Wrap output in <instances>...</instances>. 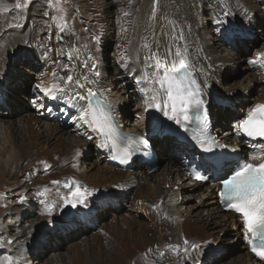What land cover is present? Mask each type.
<instances>
[{
	"label": "bare ground",
	"instance_id": "obj_1",
	"mask_svg": "<svg viewBox=\"0 0 264 264\" xmlns=\"http://www.w3.org/2000/svg\"><path fill=\"white\" fill-rule=\"evenodd\" d=\"M70 1L77 8L72 10L68 29L64 32L51 27L50 22L49 25L44 23L38 17L40 0H34L31 4L32 8L29 6V12L25 14L26 22L29 23L28 28L25 29L26 33L21 35V32H19L20 34L17 32L18 28H14L12 35L10 31L0 35V123L8 114V108L10 112L15 111L17 106L23 107L24 105L22 100L20 103L18 102L20 99L18 100L17 97H20V92H27L29 84L23 77V70L19 69L18 64L25 61L27 56H31L33 58L27 60L29 67H37L38 64H42L40 65L42 68L40 74L38 72L37 76L30 74L29 78L34 80V83L30 85L31 89L35 88L33 92L41 93L44 96L36 88L37 84L47 87L54 81L60 83L65 88V93H58L57 99L64 101L65 109L69 107L73 111V118L76 119L74 128L78 135H71L74 130L69 126L60 125V127L57 124H45L44 131H39V128L30 127L31 130L24 128L29 124L36 126L33 121L35 119H32L35 115L29 111V107L24 112L25 121H22V117L19 118V123L22 125L15 134L18 137L21 136V140L26 141L23 145L15 144V141L13 142L15 134H13L10 142L11 149L3 161L1 160L4 170H0V174L2 176L5 173L8 174L7 166L14 174H9V176H13L15 179L20 171L22 172L21 176L20 174L18 176V182H23L27 201L30 202L31 197L38 203V211L32 204L21 211L24 212L23 218L26 223H29L28 226L36 224L29 234L41 229L45 236L50 235L46 236V240L43 235L42 239L32 238L30 243L25 244V248L20 246L17 250H24L29 264H33V260H37L39 257L43 258L42 251L52 242L59 245L54 246L55 248L61 247V244H57V241H54L55 237H51V235L61 234L64 238H69L75 237L77 233L82 234L92 230L95 234L92 242L88 245V250H86L88 252L86 264H184L191 260H196V264H205L209 260L205 245L207 240L213 238L217 240L215 229L221 226L218 223L219 218L222 223L224 222L233 229L239 240L243 241L240 237L241 232L244 238L240 217L231 212L220 210L217 205L215 192L219 187L218 183L213 180L204 184L191 180L187 184L183 183L185 173H183L184 167L180 164L179 158L186 152L185 146L177 145L174 153H170L169 145H162L163 151L158 153L159 163L153 173L148 174V166L136 162H132L129 169H118L111 165L105 154L103 155L102 148L98 146V138L91 136L89 139L90 133L86 137L79 136L82 130L89 126L78 121L80 106L84 105H78L75 101H71V96L80 91L87 92L88 88L94 91L100 86L105 90L103 95L115 106L117 114L120 113L118 116H120L121 122L127 123L131 115V111L127 109L131 94L130 92L119 94L111 90V87H115V84L117 87L119 84L114 73H111L110 76L108 71L103 70L104 61L111 58L106 69L112 71V67H120L123 70V76L128 80H133L138 89L148 87L144 83L137 85L133 78L142 75L145 71L151 76L153 71L146 67L144 56L149 53L147 49L143 48V45L149 44L153 51L156 50V45H159L160 51L163 52L164 46L169 43L168 34L177 37L182 35L183 39L177 40L176 46L188 50L189 60L194 66L193 77L201 87L204 105L208 113L216 119L215 126H213L215 132L228 134L229 137L224 141H230L233 147L240 146V140L233 125L237 128L243 118V110L248 111L264 102V65L250 63L257 59L261 53H264V50L257 47L251 60L244 61L245 59L242 57L243 51H249L247 50L249 46L246 45L243 38L246 34L253 33L256 38L253 40V44L254 41L261 38L263 41H260L264 42V19L261 17L264 8L263 0L261 2L259 0L258 2L257 0H158V3L156 0ZM204 7H206V11L203 10ZM154 8L156 9L155 18H153ZM124 13L129 14L126 16ZM169 21L172 23L170 24ZM256 26L255 36L253 31ZM162 33L166 34L162 35ZM95 35L101 36V42L98 45L93 39ZM211 41H213L212 44ZM223 43L231 44L233 49L227 51L224 47L221 48ZM110 44L112 46L109 47ZM253 44L250 47L255 48L256 44ZM25 45L30 52L20 53L21 48ZM72 48H78L79 54L78 58L74 57L69 60L67 53ZM90 56L93 59H89ZM261 59L264 60V57ZM85 61L88 63L87 68L84 67ZM122 63H126V67H121ZM65 65L68 67L65 68ZM93 65L95 66L94 70ZM230 65H234V67H229ZM235 69H242L237 73V75H242L241 80L235 81V83L226 82L225 87L232 91L242 87L246 89L244 91L234 90V93H226V95L220 92L217 95L216 90L221 91L222 89L220 81ZM69 70L74 77L87 75L89 80L97 79L95 71L100 73L106 71L107 76L105 77H111L113 81L110 82L100 76L98 83L86 84L83 89L77 88L75 85H64L61 78H66ZM53 73L56 74L55 77ZM17 74H21L23 79L20 80V77L16 76ZM22 84L24 86L21 87ZM157 87L153 85L154 89ZM139 95L142 103L137 102L136 109L140 108L142 112H145V115L142 121L135 126L132 125L131 128L135 132H138V128L146 132L151 125V119L155 120L159 114L155 107L148 106L144 95L141 93ZM46 98L50 99V97ZM224 100L233 101L230 110L222 106L225 104L222 103ZM5 103L8 108L4 106ZM50 107L55 113H59L54 103ZM27 118L30 123L27 122ZM228 118L231 120L229 121ZM227 121L232 129H221L222 124L225 122L226 126ZM233 122L234 124H232ZM1 124L3 125V123ZM0 127L2 126L0 125ZM6 130L7 132L14 130V124L11 123L6 127ZM26 133L29 136H25ZM162 141L168 142L167 138H163ZM175 142L173 141V143ZM51 145L55 148H52ZM93 154L98 156L94 157ZM225 171L223 170L222 173ZM12 180L6 178L7 182H12ZM52 181H59V183L53 184ZM71 181L78 182L91 193L86 196L83 204L78 203L76 207L64 202V198L69 196L71 189L75 187L74 184H70ZM65 185H69V187ZM104 186H112V189ZM194 193H199L201 200L199 199L196 204L186 206L189 207V211L184 207V203ZM120 196L124 198L119 200L118 204L117 198ZM202 198L205 200L203 201ZM201 201H203L204 222L193 218L195 213L198 217L197 215L201 211L197 210ZM126 205L134 213L133 215H129V210L124 208ZM156 205H159V208L155 207ZM49 206L52 207L51 214H48L47 211ZM110 207L114 213L120 212L117 213V216L114 214L116 218L109 222L106 221L107 218L106 220L103 218L104 221L99 220L101 225L94 223L93 226H89L87 224V221H98L96 219L98 216L104 217ZM30 214L34 216L45 214V218L33 217L34 220H32ZM137 215H144V219L135 221L134 216ZM27 217L29 218L27 219ZM201 217L203 216L201 215ZM120 218L121 220H118ZM80 221L85 222L84 226L75 225ZM211 224L214 225L211 226ZM67 225L73 227L72 231ZM94 225L96 226L94 227ZM226 225L224 226L227 228ZM225 227L221 226L222 229ZM58 229L62 230L58 231ZM185 239L190 242L189 245L183 243ZM4 240H6V236H2L0 239L2 242ZM24 240L26 242V239ZM18 241L21 240L18 239ZM61 241H63L62 238ZM245 242L247 244L246 240ZM5 243H8V240ZM192 244L198 245V247L192 248ZM79 246L78 243L74 244L72 246L74 249H72L75 251L70 252L66 258H60L59 261L69 264H84L85 260H82ZM185 248H188L187 253L184 252ZM17 253L24 252L18 251ZM245 253L248 264H264L248 251ZM51 255L59 254L57 251ZM49 260L50 258L44 264H49ZM215 260L217 261V259ZM16 264H25L24 256L20 262L16 261Z\"/></svg>",
	"mask_w": 264,
	"mask_h": 264
},
{
	"label": "snow or ice",
	"instance_id": "obj_2",
	"mask_svg": "<svg viewBox=\"0 0 264 264\" xmlns=\"http://www.w3.org/2000/svg\"><path fill=\"white\" fill-rule=\"evenodd\" d=\"M59 2L60 0H55V4H53V0H49V5L58 6ZM156 2L158 3V0ZM23 6H27V0ZM21 7L22 5L17 2L16 8ZM155 12L156 9L154 8L153 18H155ZM128 14L124 13L126 16ZM53 19L56 20L57 18L53 17ZM169 23L172 22L169 21ZM57 27L61 32L68 29L67 21L63 16L59 17ZM164 34L166 33H162V35ZM168 35L169 43L164 46L163 52L160 51L159 45H156L155 51L149 44L143 45V48L147 49L149 53L144 56L146 67L153 71L151 76L145 71L142 75L133 78L137 85L142 83L148 85V87H140L139 91L146 97L145 102L149 107H155L158 111H162L169 120L181 127H184L186 123L198 121V131L193 134L192 138L204 151H211L212 145L216 142L208 135V113L207 110L203 109L205 102L201 97V87L193 77L192 69L194 66L189 60L187 48L176 46V41L182 40L183 36ZM93 39L97 45L100 44V35H95ZM78 54L79 49L72 48L67 53L68 59L78 58ZM261 57H264V53H261L257 59L250 61V63L264 65V60ZM89 59H93V57L90 56ZM67 67L65 65V68ZM84 67H88L87 61L84 62ZM92 67L94 70L95 66ZM121 67H126V63H122ZM94 74L97 79L89 80L87 75L74 77L69 70L66 78L61 79H63L64 85H75L77 88L83 89L86 84L98 83L101 73L95 71ZM53 76L55 77L56 74L53 73ZM153 85L158 87L154 89ZM36 88L45 97L52 99H56L58 93H65V88L55 81L47 87L37 84ZM150 93L151 95H149ZM76 96L80 100L86 101V105L80 106L78 121H82L100 134L102 142L98 145L99 147L112 149L116 153L114 159H119L121 163H127L132 155L131 146L135 141L131 136L122 137L118 134L111 105L106 99L101 98L103 93L94 92L88 88L86 96L80 95V93H76ZM190 112L194 115H190ZM238 128L249 137L264 138V104H257L248 113V116L240 121ZM88 138L91 139V137ZM137 139L140 143H147L142 137ZM252 147L264 154V143L254 144ZM258 158L257 155H253L252 160ZM193 172L196 180H208V176L200 171L193 170ZM52 183L58 184L59 181H52ZM70 184H74L75 187L71 189L69 196L64 198V202L71 204L72 207H76L78 203L83 204L86 196L91 193L76 181H71ZM220 184V198L230 210L239 214L242 220L244 239L251 246V251L261 260H264V160L259 163L246 161L239 164L230 176L220 181ZM65 186L69 187V185ZM155 207L159 208V205ZM47 211L48 214H51L52 207L49 206ZM183 243L189 245L190 242L185 239ZM191 247L197 248L198 245L192 244ZM184 252L187 253L188 248H185Z\"/></svg>",
	"mask_w": 264,
	"mask_h": 264
},
{
	"label": "rangeland",
	"instance_id": "obj_3",
	"mask_svg": "<svg viewBox=\"0 0 264 264\" xmlns=\"http://www.w3.org/2000/svg\"><path fill=\"white\" fill-rule=\"evenodd\" d=\"M33 1L34 0H27V6H23V5H25L26 0H0V35H2L6 31H10V34L12 35V33H14V31H13L14 28H18L17 32L18 33L21 32L22 33L21 35L26 33L25 29L28 28L29 23L26 22L25 14H27L29 12V6L32 8L31 4L33 3ZM259 1L261 2L262 0H259ZM17 2H19L22 5L21 8H16ZM257 2H258V0H257ZM53 4H55V0H53ZM73 5H74V3H72L70 0H60L58 6H50L49 5V0H40V3H39L40 10L38 12V17L41 20H43L44 23H47L48 25H49V22H50V26L51 27H55L56 29L59 30V28L57 27V24H58V21H59V17L63 16L64 19L67 21V24L69 25L70 16H71L72 10H74V8H77L76 6H73ZM263 6H264V0H263ZM203 10L206 11V7H204ZM204 15H205V13H204ZM53 17H56L57 19L54 20ZM261 17L264 19V8L262 9ZM205 18L206 17L204 16V19ZM256 30H257V26L254 28V31H253L255 33V36H256ZM248 31H250V30L248 29ZM250 34L253 35V33H250ZM241 35H243V34H241ZM246 36H247V34H246ZM244 40L246 41L245 42L246 45L248 44V46H249V48L247 49L249 51H243V56L242 57H243V59H245L244 61L249 60V58L251 59L255 55L254 52H256L255 49H257V47H260V48H262L264 50V42H261V41H263L262 38L257 40V41H254V44H253V40H254L253 37H248L247 36ZM212 42L213 41H211V44H212ZM226 43H227V41H226ZM251 44H253V45L256 44L255 48L254 47H250V46H252ZM110 46H112V44H110L109 47ZM229 46L230 45H225L223 43L221 48L224 47V49H226L227 51H231V48H229ZM240 46L244 47L243 45H240ZM21 52H23V53L27 52L28 53L30 51L25 45V47L21 48L20 53ZM27 55H30V54H27ZM32 58L33 57H31V56L30 57L27 56L25 58V61H22L21 63L18 64L19 69L23 70L22 71V73L24 74L23 77L25 78V80H27V82L29 84V87H28L26 93L20 92L19 93L20 97L17 95L18 96L17 97L18 100L20 99L18 102L20 103L21 100H22V103H24L23 107L21 105H19V106L16 107L15 111L12 110V111L9 112L10 109L8 108V105L6 103L4 104V106L6 108H8V116L5 115L6 116L5 119L2 120L3 122H1V123H3V125L0 123V125L2 126V127H0V133L6 131L5 133H1L0 134V170H4V167H2L1 160L3 161V158L6 157V154L11 149L10 142L12 140V136H13V134L16 133V131H18L20 129V127L22 125V124L19 123L20 122L19 118L22 117V121H25L26 115H25L24 112L27 111L28 107H29V111H32L33 114L35 115L34 117H32V119L33 118L35 119L33 121L36 123V126H32V125L29 124V125L25 126L24 128H27L29 130H31L32 128H37V129L39 128V131H44L45 124H57L59 126L61 124V121H58L59 122V124H58L57 122H55L56 119H53V118H50L49 121H45L42 118H40V115H39L41 113V111H40L41 108H39L40 105H39V107H37L36 105H34V102H38V96L41 99V97L43 95L40 96L39 94H41V93H38V95H37V92H33V90L35 88L32 90L34 96L32 95L31 97H29L30 85H31L32 80H33V79L29 78V77H31L30 74H33L34 76H37L38 74L41 73L40 70H42V68L40 66L42 64H40V65L38 64L37 67H33V66L29 67L28 66L29 63L27 62V60L28 59H32ZM109 62H110L109 59H106L104 61L103 70L108 71V74H110V76H111V73H113L114 70L110 71L111 69H109V70L106 69L108 67V65H109ZM231 66L234 67V65H230L229 67H231ZM117 68H119V67H115L116 71H117ZM106 71L105 72L103 71L104 72L103 77L106 80H110V82L113 81V79L111 77H105V76H107ZM240 71H242V69H235V71L229 72L228 75L224 76V79L220 81V85L222 86V89H221V91L216 90V94L219 95L220 92H223L224 95H226V93H232V92L234 93L235 89H233V91H232V89L226 88L225 87V83L226 82L227 83H235V81L241 80V78H242L241 76L242 75L241 74L237 75V73L240 72ZM37 72H38V74H37ZM16 76L17 77L19 76L20 80H21V78L23 79L21 74H17ZM123 77L125 78V76H123ZM124 80H126L127 83H130V80H128V79H124ZM117 81H118V76H117ZM119 82H120L121 86L120 87L118 86L119 88L117 90L114 89V91L119 93V94H120V90H124V91L130 92V94H131L130 104L131 105L129 104L130 109H129V106H128L127 109L131 111L130 112L131 116L133 118V121H135L136 120L135 119L136 118V113L140 112L139 108L136 109V107H137L136 105L138 103H142V100L140 99V95H139L140 94L139 93V89H138V87H136V92H135L134 91L135 90L134 87L126 86V84H124L123 80H119ZM22 86H24V84H22L21 87ZM133 86H135L134 83H133ZM115 87H116V84H115ZM245 89L246 88L242 87V88L237 89V90H243L244 91ZM256 89H257V87H256ZM237 90H235V91H237ZM138 97H139V99H138ZM43 99L45 100V99H48V98L43 96ZM47 101H48L49 104H47L46 107H50L52 105V103L49 100H47ZM222 103H225L222 106H224L225 108L229 107L228 109L230 110V108H231L230 106L233 104V101L224 100V101H222ZM46 107H45V109H46ZM53 112H54V110H53ZM55 114H59V113L56 112ZM0 115H1V113H0ZM140 115L144 116L145 112L141 111ZM212 117H214V116H212ZM26 120H27V122H29L28 118ZM228 120L230 121L231 118H228ZM130 121H131V118H130ZM11 123L14 124V130H12L11 132H9V130H8V132H7L6 127H8ZM138 123L139 122H137L136 124L130 123V125L131 126L132 125L135 126ZM3 126H4V128H3ZM226 126H227V128L229 130L232 129V126L230 125V123L228 121H227ZM30 127H32V128H30ZM78 130H80V129H78ZM27 135H28V133L25 134V136H27ZM71 135L78 136L76 132H72ZM20 137H18L17 134H15L13 142L15 141V144L19 143V144L23 145L26 140L25 141L21 140ZM9 139H10V141H9ZM39 142H41V141H39ZM51 147L55 148L52 145H51ZM3 150H4V152H3ZM96 155L97 154H93L94 157ZM166 156H167V154H166ZM20 164L22 165L23 163H20ZM161 166H162V162H161ZM6 170H7L8 174L5 173L3 176L0 174V216L2 214H4L0 218V239H1L2 236H6V240H8V243H5L6 240H4L3 242L0 241V264H2V263L3 264H6V263L7 264H16V261L20 262L23 259V256H24V259H25V264H29V262H28L29 259L26 256L25 251L24 250H17V248L19 249L20 246H23L25 248L26 245L28 244V242L30 243L33 239H38V238L42 239L43 236H44V238L46 240V236L48 237L50 234L45 236V233L41 232V229H37V231H35L31 235L29 234L30 230H32V228L35 227L36 224H31L30 226H28L29 223H26V220H24V218H23L24 212H21V211L26 209L27 207H29L31 204L38 211V203L36 202L35 199H33L31 197H30V202L27 201L26 189H25L24 185L22 184L23 182H21V183H20V181L18 182V180H19L18 176H19V174L21 176L22 172L20 171L18 176H16L17 179H15L13 176H9V174L14 175L13 172L9 169V166H7ZM6 178H9L10 180L13 179V180H12V182H10V181L7 182ZM187 182H189V180L185 176L184 179H183V183L187 184ZM117 186H119V185H117ZM104 187L112 189V186H104ZM123 198L124 197H122V196H120V198H117L118 199L117 203L119 204V200L121 201ZM109 199H106V200H109ZM199 199H200L199 198V193H194L191 198H188V199L185 200L184 207L189 210V207H186V206H188V205L191 206L193 204H196ZM202 200L204 201L205 198H202ZM203 201H201V204L197 207V210L198 209L201 210L198 213V215H197L198 217H196V215H195L196 213L193 215V218L194 219L196 218L195 220H197L199 222L200 221L202 222L204 220V215H203V212H202L204 210V208L202 206ZM34 204H35V206H34ZM124 208L125 209L127 208L129 210V206H127V205ZM192 209H193V207H192ZM96 210H97V212H99L98 208H96ZM107 210H108V212H106L104 217L98 216L99 218L98 217L96 218L98 221H96V222L87 221V224L89 226H93L94 223H96L98 225L99 224V220L102 221L103 218H105V220L107 218L106 221L109 222L110 220L116 218V216L118 215L117 213H120V212H117V213L115 212L114 213L111 210V207L108 208ZM30 213H32V212H30ZM128 213H129V215H133L134 214L131 210H129ZM128 213H124V214L127 215ZM32 214H30V219H32V220H34L33 217H39L40 219L45 218L44 217L45 214H40L39 216L38 215L34 216ZM114 214H116V216ZM190 214H191V212H190ZM201 215L203 217H201ZM91 216H90V219H92ZM28 218L29 217H27V219ZM143 219H144V215L134 216V220L135 221H142ZM118 220H121V218L118 219ZM74 222H76V221L74 220ZM218 223L221 224V226H223V227H225L224 225H226L224 222L222 223L221 218H219V222ZM84 224H85V222L80 221L78 224H75V225H78V226L83 225L84 226ZM101 224L102 223H100L99 225H101ZM32 225H34V226H32ZM212 225H214V224H211V226ZM221 226H219L218 228L215 229L216 230V236H218L217 240H215L213 238L212 240H207V242H206L205 249H206V254H209V260L205 264H243V263L244 264H248V262H246L247 259H246V253H245V251L247 252V249H246L247 247H246V244L244 242V238H243L242 233L240 232V237H241V239L243 241L239 240L238 236L235 234V232L233 231V229L230 226L226 225L228 227L227 228L225 227L223 229L221 228ZM67 227L70 229V231H72L71 228H73V227H69L68 225H67ZM44 229H45V227H44ZM61 230L62 229H60V230L58 229V231H61ZM94 234H93V231L91 230V232H84L82 234H80V233L78 234L77 233L75 237H69V238H64V236L61 235V234L51 235V237H55L54 241H57V244L58 243L61 244V247H59L58 249L55 248L56 246H59V245H55V242L54 243L52 242L51 245H48L47 247H45L46 246V244H45V246H44L45 249L41 253V255L43 254V258L39 257L37 260L36 259L33 260V264H44L45 261L48 258H50L49 264H62L63 262L59 261L60 258H64V257L66 258L69 255L70 252L72 253L73 251H75V250H73L74 248L72 246L74 244H77V243L80 244V246H79L80 249H81L80 250V254L82 256V260L83 261L85 260L84 264H86V262H87L86 259L88 257L87 256L88 252H86V250H88V245L92 242ZM102 235H104V234L102 233ZM61 238L63 239V241H61ZM18 239L21 240V241H18ZM24 239H26V242H25ZM29 239H31V240H29ZM87 242H89V243H87ZM16 243L19 246L18 245L16 246L15 245ZM22 243H23V245H22ZM41 250H42V248H41ZM14 251H15V253H14ZM18 251H21V252H24V253L18 254L17 253ZM57 251H58L59 255H55V256L51 255V254H54V252H57ZM81 252H83V253L85 252V253L83 254ZM214 255H216L218 257H216ZM220 256H221V258H220ZM214 258L217 259V261ZM100 261H102V260H100ZM196 263H197L196 260H191V262L188 261V262H186L184 264H196ZM63 264H69V263L68 262L67 263L64 262ZM152 264H154V263H152Z\"/></svg>",
	"mask_w": 264,
	"mask_h": 264
}]
</instances>
